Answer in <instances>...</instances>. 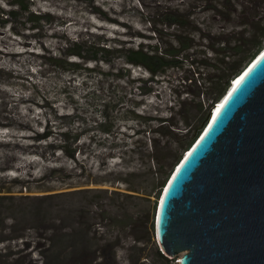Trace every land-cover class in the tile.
Returning a JSON list of instances; mask_svg holds the SVG:
<instances>
[{"label": "rangeland", "instance_id": "obj_1", "mask_svg": "<svg viewBox=\"0 0 264 264\" xmlns=\"http://www.w3.org/2000/svg\"><path fill=\"white\" fill-rule=\"evenodd\" d=\"M13 1H1L0 8H11ZM32 1L36 11L50 13L53 17V23L41 35L25 30L21 15L13 18L9 26L0 19V252L12 256L20 254L33 264H43L40 233L61 235L87 230L98 254L107 240H120L118 264H130L128 258L138 254L139 248L144 250L139 264H159L152 241L140 239L143 234L134 228L131 234L122 227L123 223L115 229L108 224V215L104 212L110 210L124 218L123 214L129 208L130 215L136 217L135 222H143L152 215L159 186L166 179L164 173L177 164L180 155L176 153L177 144H171V151L176 155L160 172L154 173L137 159L132 165V158L123 162L109 159L108 162L109 154H118L119 149L112 150L110 143L98 147L95 140L90 142L93 107L86 110L89 106L85 103L87 92L100 89V77L94 73L93 77L76 79L67 68L56 71L48 57L59 52L64 37L75 38L88 31L125 41V46L130 47H136L140 42L155 44L154 28L165 33L174 32L164 24L163 16L177 9L203 22L215 38L214 42L220 45L221 33L244 28L243 20H248L249 16L253 20V16L261 12V8L258 9L260 0H231L243 11L232 21L215 16V13L221 14L220 11L205 12L202 8L211 0ZM224 1L231 12L228 0H214V3L220 4L222 9ZM226 9L223 8L225 13ZM106 18L113 22L105 21ZM200 49L206 50V47ZM140 72L135 70L134 75ZM181 77L182 74L177 72L170 76L169 82L160 86L155 96L147 98L143 109L154 116L170 117V110L179 99L192 98L185 93L179 94L183 91ZM186 103L174 122H180V128L186 129L181 117L190 113L189 129L196 126L200 129L204 123L200 121L201 115L193 104ZM77 107L80 109L77 114L82 117L79 123H73L70 118H57L72 114ZM46 126L54 132L61 127L83 132L75 161L57 149L56 136L48 142L34 140ZM123 130L126 136L120 134L116 143L128 138L132 132ZM136 140L138 137L130 142ZM169 142L164 138L161 145L165 147ZM113 192L130 194L133 198L124 200ZM155 235L154 232L158 244ZM81 238L78 236L76 242H65L58 236L60 242L55 245L58 250L74 246L80 249L86 246ZM101 261L99 257L96 263ZM176 263L179 264L177 260Z\"/></svg>", "mask_w": 264, "mask_h": 264}, {"label": "trees", "instance_id": "obj_2", "mask_svg": "<svg viewBox=\"0 0 264 264\" xmlns=\"http://www.w3.org/2000/svg\"><path fill=\"white\" fill-rule=\"evenodd\" d=\"M228 1L232 6L231 12L226 9L229 8L226 1L223 2L226 13L219 7L220 4L215 5L214 0L208 1L202 9L205 12L220 11L221 14L215 13V16L232 21L243 11L239 10V5L235 6L231 0ZM258 2L261 3L258 6L261 12L253 16V20L250 16L248 20H243L241 25L244 28L221 33L222 39L218 41L220 45L214 42L215 38L211 36L208 28L203 26V22L186 15L181 12V9L163 16L164 24L174 32L165 33L161 29H153L157 37L155 44L140 42L136 47H130L125 46V41L106 38L104 34L90 31L75 38L64 37L65 41L60 46L59 52L49 56V62L56 71L67 68L76 79L83 76L90 78L94 73L100 77V89L87 92L85 103L89 106L86 110L93 107L91 116L94 126L89 130L92 132L90 142L95 140L98 147H104L110 143L112 150L119 149L118 154L112 152L109 154L108 162L109 159L123 162L132 158V165L137 159L147 164L154 173L160 172L162 168L170 165L172 157L176 155H173L171 151V144L175 143L177 144L176 153L180 154L178 164L202 132L198 126L189 129L191 127L190 113L181 117L182 125L186 126V129L180 128V122H174L177 115L182 114L181 111L183 107H186V102L193 104L201 115L200 121H205L210 110L229 91L235 78L264 49V0ZM10 6L9 9L0 8V19L6 26L13 23V18L21 15L25 30L41 35L53 23L52 15L36 11L32 0H14ZM105 21L113 22L110 18H106ZM114 23L117 24V22ZM199 47H206V50H199ZM135 70L141 72L135 76ZM87 72L89 74H86ZM175 72L182 74L180 86L183 91L179 94L185 93L192 98L184 101L179 99L178 104L170 110V117L148 114L147 110L143 109L147 98L155 96L157 89L169 82L170 76ZM78 111L80 109L77 107L72 114L58 115L57 118H70L73 123H79L82 117L77 114ZM123 128L132 132L128 133V138L116 143L120 134H124L123 137L126 136ZM54 136H56L54 143L58 144L57 149L75 161L80 150L83 132L62 127L54 132L46 126L42 133L34 136V140L48 142ZM134 137H138V140L130 142ZM164 138L170 141L165 147L161 145ZM174 169L172 167L170 172L164 173L166 179L159 186L160 191L153 213L143 222H135L136 217L130 215L129 208L124 212V218H121L118 213L113 214L110 210L105 212L103 210L108 218L102 215L115 229L123 223L122 227L128 229L131 234L134 228L143 234V238L140 239L152 241L159 264H177V259L165 256L154 240L159 201ZM113 194L123 197L124 200L133 198L130 194L116 192ZM58 236L65 242L70 240L76 242L77 237L80 236L82 237L80 240L83 239L86 246L80 249L75 246L66 248L62 246L63 248L58 250L55 245L60 242L57 240ZM39 237L43 240L41 246L44 251L43 264H97L99 257L102 259L100 264H118L117 247L120 245V240L117 238L107 240L98 254L99 251L92 247V239L87 230L79 231V233L64 232L61 235L40 233ZM143 251L139 248L138 254L128 258L129 263L139 264ZM41 254L42 250H40ZM0 264H33V261H29L27 257L20 254L12 256L9 253L3 254L1 251Z\"/></svg>", "mask_w": 264, "mask_h": 264}, {"label": "water", "instance_id": "obj_3", "mask_svg": "<svg viewBox=\"0 0 264 264\" xmlns=\"http://www.w3.org/2000/svg\"><path fill=\"white\" fill-rule=\"evenodd\" d=\"M237 78L159 201L158 244L179 264H264V49Z\"/></svg>", "mask_w": 264, "mask_h": 264}, {"label": "bare ground", "instance_id": "obj_4", "mask_svg": "<svg viewBox=\"0 0 264 264\" xmlns=\"http://www.w3.org/2000/svg\"><path fill=\"white\" fill-rule=\"evenodd\" d=\"M235 79H236V78H235ZM237 83H238V82H237ZM237 83L232 84V85H231V88H232L233 86H235ZM219 103H221V102H219ZM219 108H220V106L216 109V111H215V115L217 114Z\"/></svg>", "mask_w": 264, "mask_h": 264}, {"label": "clouds", "instance_id": "obj_5", "mask_svg": "<svg viewBox=\"0 0 264 264\" xmlns=\"http://www.w3.org/2000/svg\"><path fill=\"white\" fill-rule=\"evenodd\" d=\"M236 80H238V78H237V79H235V80L232 82V84H234V83L236 82Z\"/></svg>", "mask_w": 264, "mask_h": 264}, {"label": "snow or ice", "instance_id": "obj_6", "mask_svg": "<svg viewBox=\"0 0 264 264\" xmlns=\"http://www.w3.org/2000/svg\"><path fill=\"white\" fill-rule=\"evenodd\" d=\"M239 83H240V82H238V86H239ZM234 91H235V89H234ZM221 107H223V106H221ZM162 204H163V202H162Z\"/></svg>", "mask_w": 264, "mask_h": 264}]
</instances>
